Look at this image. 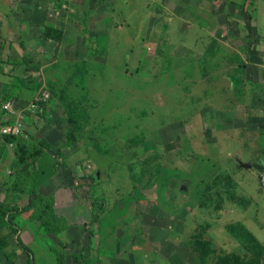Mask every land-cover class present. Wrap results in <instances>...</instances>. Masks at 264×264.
<instances>
[{
	"label": "rangeland",
	"instance_id": "374dc122",
	"mask_svg": "<svg viewBox=\"0 0 264 264\" xmlns=\"http://www.w3.org/2000/svg\"><path fill=\"white\" fill-rule=\"evenodd\" d=\"M32 1L6 0L0 20V112L37 101L25 130L50 144L55 178L76 195L61 234L17 218L37 264H56L52 247L66 264H82L79 251L98 264L101 242L132 238L144 264L150 250L164 264H264V0H39L40 25L26 8L11 17ZM116 139L142 154L95 184L92 157ZM9 157L0 151L1 195L17 177ZM2 213L0 264H26ZM152 224L167 227L157 237Z\"/></svg>",
	"mask_w": 264,
	"mask_h": 264
},
{
	"label": "trees",
	"instance_id": "16d2710c",
	"mask_svg": "<svg viewBox=\"0 0 264 264\" xmlns=\"http://www.w3.org/2000/svg\"><path fill=\"white\" fill-rule=\"evenodd\" d=\"M244 3L238 2L236 8L243 6ZM5 101V100H4ZM2 101V103L4 102ZM3 112H0V118ZM264 124V123H263ZM2 140L7 144L15 145V160L12 168L17 174L13 183L6 188L4 198L0 200V211L4 214L6 225L15 233L16 241L21 250L26 254V264H37L35 250L24 241L21 236V227L18 224L17 218L23 214L30 212V218L33 221H40V225L45 228L47 233L61 234L69 228L70 222L68 219L57 213L54 206L53 194L45 195L40 190L48 180L53 178L58 169L61 167L55 159L48 153L50 144L41 141L39 144L24 137H14L1 135ZM121 140H114L105 154H94V158L98 164V168L93 174L95 184L107 182L109 178V166L113 162L120 164H128L131 160L137 159L141 156L142 150L137 148V151L124 153L121 150ZM0 151H5L0 147ZM58 154H62L61 149H57ZM32 161L34 166L30 167L28 171H23L22 167L28 162ZM27 196V201L22 202ZM2 216V215H1ZM2 224H5L4 222ZM57 254L56 264H66L65 254L57 251L52 247ZM88 247H86L87 249ZM90 248V247H89ZM81 259L82 264H89L92 260L88 259L82 251L73 254V260Z\"/></svg>",
	"mask_w": 264,
	"mask_h": 264
},
{
	"label": "crops",
	"instance_id": "0c3cea01",
	"mask_svg": "<svg viewBox=\"0 0 264 264\" xmlns=\"http://www.w3.org/2000/svg\"><path fill=\"white\" fill-rule=\"evenodd\" d=\"M249 2L252 3V5H254L255 7H257V5H258V0H249ZM22 4H23L22 2H18L17 7L12 8L13 12L11 14V17H13L14 20H17L19 15H20L22 8H26L27 10L31 11L30 14L32 16L34 24L40 25V22L42 21V18H43L42 11L46 10V8H47L45 6V4L40 2L39 0H33L32 2L26 3L25 7H21V6H23ZM4 7H6V0H0V11H2V14L0 12V20H3V21L6 20V14L3 11ZM57 12L63 13L64 11L60 10V8H59L57 10ZM73 12H75V11H73ZM48 17H51V20H55L52 11L51 12L48 11ZM252 19L255 20L254 17ZM15 24L19 27L18 22H15ZM262 56H263V54H262ZM27 66H29V64H24L21 66V68L22 67L24 68ZM262 118L264 119V117H262ZM263 123H264V121H263ZM263 123H262L261 129L263 130L262 136L264 137V124ZM1 139H2V137H0V147H3V149L7 150L9 153V156H10L9 157L10 160H13V158L15 156V154H14L15 145L14 144H7ZM259 150L263 151V153H264V149H259ZM1 157H3V155ZM0 162H1V159H0ZM96 166L98 168V164ZM257 166H259V165H257ZM261 166H264V164ZM55 182H59V184H55ZM65 183H67V182L63 178H55V176H54L53 178L48 180L44 186H42L40 191L45 195L53 194L54 206H55L57 213L62 214L67 219H69V217L70 218L74 217L72 215V213H74V212H73V210H71L72 208H70V207L73 206L74 199H75L76 195H75L73 190H71L69 188H65L63 186V185H65ZM4 194L5 193H3V195L0 194V200H2L4 198ZM28 213H30V212H27L25 214L27 215ZM166 227L167 226H160V225L152 224V225H149V231L148 232L158 234L157 237H160L162 235V233L165 231L164 229ZM100 237L104 238V235L101 234ZM133 239L134 238L131 239V241L129 242V245H128V242L125 245L124 244L125 242L118 240V239H115L114 245L109 243L107 241V239L104 240L103 242H101L100 243V249L103 250L102 252L100 249L94 248V251L96 249L97 253H101L99 258H97V260L99 259L98 264H144V262L139 263L137 260L134 259V256L136 255L135 251H137V253H140L141 258H143L144 255H143V251L139 250V247H141L142 242H138V241H135ZM124 248L126 249V251L123 254H121L122 251H120V250H122ZM90 249H91V247H90ZM91 250H93V249H91ZM150 251H151L152 256H153L152 263H150V264H159V263L164 264L163 261H161V260H163V258L160 254V251H157L156 253L153 250H150ZM126 253H130V256L133 258V260L129 257L125 258V260H124L122 258V256L125 255ZM95 255L96 254H93L92 257ZM154 257H156V258H154Z\"/></svg>",
	"mask_w": 264,
	"mask_h": 264
},
{
	"label": "built area",
	"instance_id": "2783aa9c",
	"mask_svg": "<svg viewBox=\"0 0 264 264\" xmlns=\"http://www.w3.org/2000/svg\"><path fill=\"white\" fill-rule=\"evenodd\" d=\"M43 103L47 102L48 94L41 95ZM1 111L3 112L0 118V135L24 137L29 139V133L25 130L27 127V115L40 118L42 109L36 100L31 101L27 105L20 106L11 100H5L1 103Z\"/></svg>",
	"mask_w": 264,
	"mask_h": 264
},
{
	"label": "water",
	"instance_id": "95a60500",
	"mask_svg": "<svg viewBox=\"0 0 264 264\" xmlns=\"http://www.w3.org/2000/svg\"><path fill=\"white\" fill-rule=\"evenodd\" d=\"M252 164H248V166L250 167ZM259 181H260V187L264 190V173H260L258 175Z\"/></svg>",
	"mask_w": 264,
	"mask_h": 264
}]
</instances>
